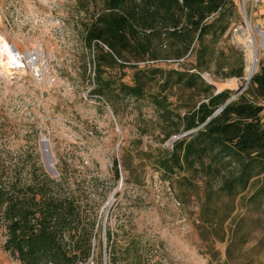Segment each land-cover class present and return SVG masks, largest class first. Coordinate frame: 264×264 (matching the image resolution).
I'll return each instance as SVG.
<instances>
[{"label": "rangeland", "instance_id": "374dc122", "mask_svg": "<svg viewBox=\"0 0 264 264\" xmlns=\"http://www.w3.org/2000/svg\"><path fill=\"white\" fill-rule=\"evenodd\" d=\"M238 5L237 0L221 47L243 57V77L201 74L217 90L234 95L248 84L249 58L241 31L234 29L250 27L259 46L255 72L264 63L256 36L262 27L247 5L245 22ZM101 6V0H0V183L45 175L55 182L65 179V192L79 187L86 224L96 221L94 254L84 264H264V217L236 204L229 216L217 210L214 218L205 208L203 183L183 187L157 169L154 158L189 134L165 139L174 128L171 121L149 100L121 91V84L133 85L134 62L103 67L98 74L96 48L85 43L84 33ZM12 49L20 60L11 59ZM191 61L138 66L182 69ZM105 84L109 96L102 92ZM147 91L159 95L160 88L154 83ZM170 101L177 113L178 97ZM222 205L216 198L214 209ZM242 222L254 229L244 246L235 238ZM5 240L0 224V264H21L4 251Z\"/></svg>", "mask_w": 264, "mask_h": 264}, {"label": "trees", "instance_id": "16d2710c", "mask_svg": "<svg viewBox=\"0 0 264 264\" xmlns=\"http://www.w3.org/2000/svg\"><path fill=\"white\" fill-rule=\"evenodd\" d=\"M101 2L84 33L85 43L96 48L98 74L103 67L134 62L133 85L121 84V91L149 100L164 121H171L174 128L165 139L195 130L154 158L157 169L183 187L203 183L205 208L214 218L217 210L229 216L236 204L264 217V63H258L249 83L225 107L234 93L217 90L201 77L204 72L218 79L243 77V57H233L232 47L227 52L221 47L237 0ZM188 57L192 61L181 64L182 69L138 66ZM154 83L159 95L148 94ZM102 90L111 95L110 86ZM173 96L180 102L177 113L171 109ZM113 172L118 179L117 162ZM43 176L31 175L25 182L15 176L0 183L3 249L21 264H84L95 250V218L86 224L79 187L65 192V179ZM216 198L223 200L219 209L213 206ZM253 232L250 224L240 223L236 242L246 245Z\"/></svg>", "mask_w": 264, "mask_h": 264}, {"label": "bare ground", "instance_id": "6f19581e", "mask_svg": "<svg viewBox=\"0 0 264 264\" xmlns=\"http://www.w3.org/2000/svg\"><path fill=\"white\" fill-rule=\"evenodd\" d=\"M240 36L245 40L246 51L249 53V58L245 65V76L248 81L254 75L256 69L257 51L259 46L256 43L255 34L249 26L241 31ZM256 36H258L261 41V48L264 47V32H261L257 28ZM10 52H12V58L17 57V54L13 49L10 50ZM29 55L35 58L37 56L35 53H29Z\"/></svg>", "mask_w": 264, "mask_h": 264}, {"label": "built area", "instance_id": "2783aa9c", "mask_svg": "<svg viewBox=\"0 0 264 264\" xmlns=\"http://www.w3.org/2000/svg\"><path fill=\"white\" fill-rule=\"evenodd\" d=\"M260 0H238V6H239V10L241 12V14L244 16V21L246 22V16H247V11H246V5L249 6V14L253 15V13L255 12V10L257 9L258 5H259ZM57 25H60L59 21H56ZM260 29V28H258ZM262 29V30H261ZM260 30L262 32H264V28H261ZM242 31L243 27H239L234 29L235 32L237 31ZM11 59L13 61H15L14 59L20 60V57L17 55L16 58H12Z\"/></svg>", "mask_w": 264, "mask_h": 264}, {"label": "crops", "instance_id": "0c3cea01", "mask_svg": "<svg viewBox=\"0 0 264 264\" xmlns=\"http://www.w3.org/2000/svg\"><path fill=\"white\" fill-rule=\"evenodd\" d=\"M256 21L260 24L262 28H264V0H260L259 5L255 12L253 13Z\"/></svg>", "mask_w": 264, "mask_h": 264}, {"label": "water", "instance_id": "95a60500", "mask_svg": "<svg viewBox=\"0 0 264 264\" xmlns=\"http://www.w3.org/2000/svg\"><path fill=\"white\" fill-rule=\"evenodd\" d=\"M251 78H252V77H251ZM251 78L248 80V83H249V81L251 80ZM239 93H240V92L238 91L234 96H232V97H231V98L225 103V105H224L223 107H225L228 103H230V102L235 98V96H236L237 94H239ZM223 107H221L216 113H218L220 110H222ZM216 113H215V114H216ZM215 114H214V115H215ZM214 115H213V116H214ZM194 131H195V130H194ZM194 131L188 132L187 134H191V133H193ZM187 134H186V135H187Z\"/></svg>", "mask_w": 264, "mask_h": 264}]
</instances>
